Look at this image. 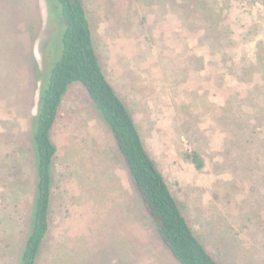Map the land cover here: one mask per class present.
<instances>
[{
    "label": "rangeland",
    "instance_id": "rangeland-1",
    "mask_svg": "<svg viewBox=\"0 0 264 264\" xmlns=\"http://www.w3.org/2000/svg\"><path fill=\"white\" fill-rule=\"evenodd\" d=\"M83 2L100 63L197 236L221 264H264V0ZM61 21L47 0H0V264L19 263L30 231L38 72L43 54L60 57ZM52 139L50 229L37 264H181L80 82Z\"/></svg>",
    "mask_w": 264,
    "mask_h": 264
},
{
    "label": "trees",
    "instance_id": "trees-1",
    "mask_svg": "<svg viewBox=\"0 0 264 264\" xmlns=\"http://www.w3.org/2000/svg\"><path fill=\"white\" fill-rule=\"evenodd\" d=\"M47 2L50 16L55 10L61 12V32L55 27L57 35L52 40L58 49L60 46V57L52 59L43 54L44 68L38 72V107L32 120L36 186L31 227L18 264H37L49 233L52 168L57 154L52 130L63 100L74 82H80L87 88L110 126L136 192L159 239L181 264H221L195 233L165 176L149 154L130 109L107 77L95 47L91 21L83 0ZM51 21L52 17L49 25ZM188 157L198 168L204 167L205 161L198 152L192 151Z\"/></svg>",
    "mask_w": 264,
    "mask_h": 264
}]
</instances>
